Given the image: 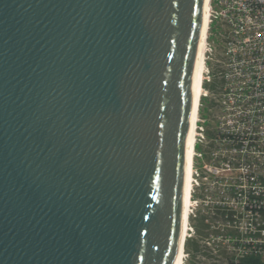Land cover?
<instances>
[{
  "label": "water",
  "instance_id": "1",
  "mask_svg": "<svg viewBox=\"0 0 264 264\" xmlns=\"http://www.w3.org/2000/svg\"><path fill=\"white\" fill-rule=\"evenodd\" d=\"M206 0H0V264H175Z\"/></svg>",
  "mask_w": 264,
  "mask_h": 264
},
{
  "label": "built area",
  "instance_id": "2",
  "mask_svg": "<svg viewBox=\"0 0 264 264\" xmlns=\"http://www.w3.org/2000/svg\"><path fill=\"white\" fill-rule=\"evenodd\" d=\"M208 14L202 99L214 105L212 118L200 117L199 110L197 124H218L211 137L204 129L199 134L217 146L204 157L211 161L204 170L193 162L190 215L200 202L192 199L194 187L213 188L200 195L217 202L205 241L211 263L226 264L219 256L223 249L235 262H264V0H209ZM205 177L214 180L210 188L199 183ZM215 190L218 197L211 195ZM189 226L190 216L187 235Z\"/></svg>",
  "mask_w": 264,
  "mask_h": 264
},
{
  "label": "rangeland",
  "instance_id": "3",
  "mask_svg": "<svg viewBox=\"0 0 264 264\" xmlns=\"http://www.w3.org/2000/svg\"><path fill=\"white\" fill-rule=\"evenodd\" d=\"M211 39H213V36L211 37ZM218 51H221L220 49H218ZM221 56V55H219ZM205 86H209V84H205ZM211 88V87H209ZM210 98H203L202 99V104L200 107V117H204L207 116V118H212L211 114H213V110L210 112L205 114V108H206V104H209L210 102ZM205 112V113H204ZM210 115V116H209ZM203 125V127H202ZM218 124L216 122H212L210 120H208L206 123H204L202 120L197 124V141H196V156H195V160H194V164H195V168H202L204 170V168L206 166L211 165V161L207 160L206 156H209L208 152L209 150H213V148L217 145H215L214 142L209 141V139L207 138V136H212L215 134V129L218 128L217 126ZM204 129L205 132H207V136L202 137L200 134V130ZM201 137V139H200ZM200 139V140H199ZM199 140V141H198ZM211 142V143H209ZM209 164V165H208ZM217 177V175H215ZM215 176H213L214 178H216ZM202 179V178H201ZM199 179V183L201 185H206V186H210L209 184L212 183V179H208L205 177L202 180ZM194 184V182H193ZM203 185V186H204ZM197 187V189H195ZM194 187V191H193V195H192V199L193 200H200V202H198V205H195V209L194 212H191L190 215V225L189 228L191 227V230H189V235L187 236L186 241H184V264H202L203 258L201 257V254H196L197 250L201 248V245H203V241H202V236L205 235V233H207V229L208 226H210L211 229V216H213L214 213H212V210H214L215 206L217 205L216 203H210L207 201L202 200V198L200 197V195L204 196L207 192L212 191L213 188H210L208 191L207 190H203L196 186ZM195 214H198V216H195ZM192 227L194 229V231L192 232ZM201 228V230H200ZM207 228V229H206ZM199 231H201V234L199 233ZM192 239H195V246L193 245V241H191ZM200 239V244L196 246V241H198ZM191 243V244H190ZM193 252L195 254H193ZM208 264H214L211 263L210 260H208Z\"/></svg>",
  "mask_w": 264,
  "mask_h": 264
},
{
  "label": "bare ground",
  "instance_id": "4",
  "mask_svg": "<svg viewBox=\"0 0 264 264\" xmlns=\"http://www.w3.org/2000/svg\"><path fill=\"white\" fill-rule=\"evenodd\" d=\"M208 1L205 3V11L203 18V26H202V34L200 41V49L198 56V64H197V72L195 79V87H194V95H193V105H192V134H191V142H190V151H189V159H188V167H187V175L184 189V207H183V224L181 230V238L180 245L176 256L175 264H184V241L187 235V224L190 216V198H191V188H192V165L194 162V152H195V141H196V126L197 119L199 117V110L201 99L203 95V89L205 88L203 85L204 82V74H205V42L208 31V22H209V14H208Z\"/></svg>",
  "mask_w": 264,
  "mask_h": 264
},
{
  "label": "trees",
  "instance_id": "5",
  "mask_svg": "<svg viewBox=\"0 0 264 264\" xmlns=\"http://www.w3.org/2000/svg\"><path fill=\"white\" fill-rule=\"evenodd\" d=\"M214 104L212 102H209V104H206V108H205V114H207L209 112L210 106L212 107ZM208 115V114H207ZM205 118L207 116H204ZM204 189V188H203ZM211 195L213 197H218L219 192L218 190H215L214 192L211 193ZM207 229V228H206ZM201 230V228H200ZM209 230V226L207 229V233H205V235L202 236V241H203V245H201V248L197 250L196 254H201V257L203 258L202 264H208V260L212 259L213 256L209 254V252L207 251V245L205 243L206 238L209 236L210 233H208ZM199 233L201 234V231H199ZM191 241H193V245L195 246V239H192ZM196 246L200 244V239L198 241H196ZM191 244V243H190ZM193 254H195L193 252ZM219 256L224 258V260L226 261V264H264V262H262L260 259H256V258H246L244 261H240V262H235V258L234 255L229 253L226 250H221L219 253Z\"/></svg>",
  "mask_w": 264,
  "mask_h": 264
}]
</instances>
